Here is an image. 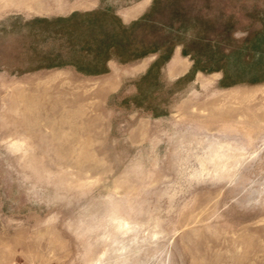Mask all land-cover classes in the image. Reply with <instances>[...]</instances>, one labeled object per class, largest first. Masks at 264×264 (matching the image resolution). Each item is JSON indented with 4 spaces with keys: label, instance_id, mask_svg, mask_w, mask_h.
Instances as JSON below:
<instances>
[{
    "label": "rangeland",
    "instance_id": "rangeland-1",
    "mask_svg": "<svg viewBox=\"0 0 264 264\" xmlns=\"http://www.w3.org/2000/svg\"><path fill=\"white\" fill-rule=\"evenodd\" d=\"M0 264H264V0H0Z\"/></svg>",
    "mask_w": 264,
    "mask_h": 264
},
{
    "label": "crops",
    "instance_id": "crops-1",
    "mask_svg": "<svg viewBox=\"0 0 264 264\" xmlns=\"http://www.w3.org/2000/svg\"><path fill=\"white\" fill-rule=\"evenodd\" d=\"M146 5V2L141 6L139 7L138 9L135 10V13L134 14H138L140 13V11L143 9V7ZM176 66L173 67V64L175 63L174 61H176ZM187 62L179 55L177 54L171 64H170V71L171 73L174 75H179V74H182L184 73L186 70H187Z\"/></svg>",
    "mask_w": 264,
    "mask_h": 264
},
{
    "label": "bare ground",
    "instance_id": "bare-ground-1",
    "mask_svg": "<svg viewBox=\"0 0 264 264\" xmlns=\"http://www.w3.org/2000/svg\"><path fill=\"white\" fill-rule=\"evenodd\" d=\"M15 145V144H14Z\"/></svg>",
    "mask_w": 264,
    "mask_h": 264
}]
</instances>
